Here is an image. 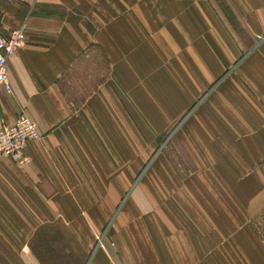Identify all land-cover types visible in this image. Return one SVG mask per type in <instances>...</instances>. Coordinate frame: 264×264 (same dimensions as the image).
I'll list each match as a JSON object with an SVG mask.
<instances>
[{
    "label": "crops",
    "instance_id": "0c3cea01",
    "mask_svg": "<svg viewBox=\"0 0 264 264\" xmlns=\"http://www.w3.org/2000/svg\"><path fill=\"white\" fill-rule=\"evenodd\" d=\"M22 26L0 128L23 116L41 139L0 160V264H264V0H0V35ZM93 50L105 75L75 106L59 83ZM177 124L215 229L95 249ZM185 193L182 218L207 220Z\"/></svg>",
    "mask_w": 264,
    "mask_h": 264
},
{
    "label": "rangeland",
    "instance_id": "374dc122",
    "mask_svg": "<svg viewBox=\"0 0 264 264\" xmlns=\"http://www.w3.org/2000/svg\"><path fill=\"white\" fill-rule=\"evenodd\" d=\"M222 8L233 30L238 33L240 28L236 18L231 16L225 5ZM105 68V61L97 50H93L83 58L59 83L69 101L77 106L84 95L96 88L97 83L105 75L102 72ZM179 126L181 125L177 124L158 141L156 139L150 141L153 143L150 146L151 153L144 156L143 171L138 173L141 181L133 190H131L132 185L136 180L128 173L129 188L125 193L128 197H124L125 205L108 230L109 220L102 221V227L94 237L95 249L104 250L108 246L113 247L116 243L129 244L135 243V240L137 243L151 245L166 239L163 234L168 231L175 232L176 239H174L177 243H183L184 239L188 242L189 238L194 242L199 238L195 236L199 230L215 229L217 221L215 215L218 209L214 203L215 198L210 196L205 198L200 188L191 187L186 183L187 179L202 172L199 171L197 164L191 161V155L186 153L184 143L180 139L181 133L179 136L175 135ZM186 191L192 192L197 200L208 201L207 220L200 219L195 213L198 211L196 206L191 210L193 218H182L181 215L189 211L186 204L190 195L185 193ZM253 222L261 223V227H264V220ZM227 223L228 221L225 220V225ZM210 242H215V237L212 236Z\"/></svg>",
    "mask_w": 264,
    "mask_h": 264
},
{
    "label": "built area",
    "instance_id": "2783aa9c",
    "mask_svg": "<svg viewBox=\"0 0 264 264\" xmlns=\"http://www.w3.org/2000/svg\"><path fill=\"white\" fill-rule=\"evenodd\" d=\"M23 27L10 31L6 36L0 35V90L10 93L8 62L15 56L24 43ZM41 135L37 125L26 117H19L12 125L0 128V160L9 159L17 165L26 162L24 150L27 143L38 141Z\"/></svg>",
    "mask_w": 264,
    "mask_h": 264
}]
</instances>
